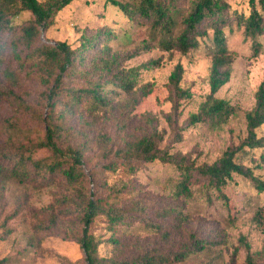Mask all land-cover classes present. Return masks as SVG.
Here are the masks:
<instances>
[{
  "label": "rangeland",
  "instance_id": "rangeland-1",
  "mask_svg": "<svg viewBox=\"0 0 264 264\" xmlns=\"http://www.w3.org/2000/svg\"><path fill=\"white\" fill-rule=\"evenodd\" d=\"M227 1L231 12L248 13V0ZM32 17L30 11L23 10L13 18V24L21 26ZM108 28L118 34L109 42L111 49L123 56L122 66H140V74L132 94L106 84L109 92L114 90L113 113L101 109L97 116H91L83 103L75 114L67 116L73 131L63 143L80 146L85 154V176L77 184L69 183L61 171L35 169L34 160H49L52 155L49 148H32L46 133L44 113L49 108L41 96L47 86L41 82L38 58L29 57L23 46L16 51L11 45L12 35L2 34L0 147L12 153L1 156L0 259L7 258V264H84V252L75 238L82 215L77 201L84 195L113 202L129 214L126 223L109 224L105 215L94 221L91 229L102 238L99 248L104 256L133 260L148 251L179 250L194 233L208 241L206 248L172 264H248L249 253L257 264H264V225L259 217L264 191L259 192L250 178L235 173L223 191H218L194 171L190 191L182 192L181 170L174 162L138 158L133 160L135 170H131L124 157L127 142L154 131L162 135L161 149L195 168L212 164L227 148L238 146L247 136L246 113L255 106L256 91L264 76V40L259 37L263 46L256 54L252 38L231 17L225 34L233 55L232 76L216 95L226 99L234 112L222 122L191 124L190 114L199 110L210 93V39L187 53L156 44L142 49L143 38L150 36L147 26L141 27L105 0H74L57 13L52 26L42 30L40 42L66 41L77 47L83 34L99 35ZM153 59H158L159 65L144 66ZM179 62L184 66L181 86L190 90L189 98H178L169 84ZM87 66L82 68H95ZM90 77L97 74L79 72L69 76L65 86L84 87ZM143 89L149 92L146 96ZM134 95L140 101L130 105L129 98ZM62 107L57 106L56 116ZM81 112L87 121L81 120ZM257 133L264 137V124ZM17 150L27 158L29 174L23 179L11 170L19 159ZM235 160L264 180V146L244 147ZM110 163L116 168L105 167ZM172 205L181 213L171 212Z\"/></svg>",
  "mask_w": 264,
  "mask_h": 264
},
{
  "label": "trees",
  "instance_id": "trees-1",
  "mask_svg": "<svg viewBox=\"0 0 264 264\" xmlns=\"http://www.w3.org/2000/svg\"><path fill=\"white\" fill-rule=\"evenodd\" d=\"M72 1L74 0H0V44L3 43L2 34L10 33L12 35L11 45L16 51L23 46L28 50L29 57H37L36 64L41 68V82L47 86L41 96V100L49 108L48 112L44 113L46 133L43 139L33 143L32 148H49L52 155L49 160H34L35 169L50 173L61 171L69 183L77 184L85 176L82 167L85 154L84 148L63 143L64 137L73 131V126L67 121V116L75 114L76 109L83 103L87 104L84 111L91 116H97V112L101 109L113 113L116 108L111 92L114 90L109 92L106 84L112 83L127 94H132L135 91L134 84L140 74V66L129 68L122 66L123 56L118 51H113L109 42L118 34L110 28L101 31L99 35L83 34L81 44L77 47H72L66 41H57L54 44L41 43L42 30L52 26L57 13ZM105 2L117 7L129 19L138 22L141 27H148L150 36L143 38L142 49L151 48L156 44L165 50L175 48L182 53H187L198 48L202 41L209 38L212 54L209 77L210 93L199 110L190 114L189 121L191 124L208 120L222 122L234 112V108L226 99L216 95L232 76L233 55L228 47L225 26L234 16L238 25L244 27L246 35L252 38L254 51L258 54L263 46L259 37L264 40V0H248V13L238 10L231 12V4L227 0H105ZM23 10L30 11L33 17L21 26L14 25L13 18ZM91 51L95 54H89ZM159 62L158 59H153L144 66L159 65ZM86 65L95 67L91 71L95 72L97 77H90L84 87L65 86L69 76L79 72L84 74L91 72L82 68ZM183 74L184 66L179 62L170 74L169 84L178 98H189L191 97L190 90L181 86ZM148 93L146 89H143V96ZM255 97V106L246 113L247 136L238 146L227 148L222 157L212 164H204L195 168L175 158L173 154L159 147L162 135L154 131L126 143L128 147L124 157L127 167L135 170L133 160L138 158L144 161L156 159L172 161L181 170L179 187L182 192L190 191L189 183L194 171L206 178L207 184L218 191H223L235 173L250 178L259 192L264 191V180L255 175L251 167L235 160L237 152L244 147L264 146V137H259L257 133V129L264 124V76ZM129 99L131 100L130 105L140 101V97L135 95ZM59 104L63 107L56 116L55 111ZM79 117L85 120L83 112ZM11 151V149L4 150L0 147V172L3 170L1 156H9ZM16 153L19 154V159L11 170L15 176L23 179L29 174L27 158L20 150ZM28 159L31 158L28 157ZM105 167L116 168L114 163L107 164ZM223 196L229 206L227 195L223 194ZM77 203L82 215L80 231L75 238L84 252V264H172L184 262L189 255L202 251L208 244V241L191 233L190 242L185 243L179 250H168L165 253L148 251L141 259L133 260H119L112 256H104L99 248L102 238L92 231V225L102 215L106 216L109 224L129 222L127 210L113 202L110 203L93 196L80 195ZM169 209L175 214L181 213L174 205ZM259 217L261 225H264V207L260 208ZM246 245L250 248L249 244ZM7 262V258L0 259V264H7ZM247 262L257 264L251 253L247 256Z\"/></svg>",
  "mask_w": 264,
  "mask_h": 264
}]
</instances>
